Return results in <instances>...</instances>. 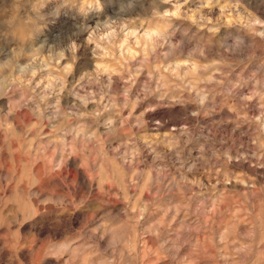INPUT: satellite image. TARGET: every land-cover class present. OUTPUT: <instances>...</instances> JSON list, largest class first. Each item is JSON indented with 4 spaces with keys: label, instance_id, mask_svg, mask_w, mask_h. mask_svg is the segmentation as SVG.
I'll list each match as a JSON object with an SVG mask.
<instances>
[{
    "label": "clouds",
    "instance_id": "clouds-1",
    "mask_svg": "<svg viewBox=\"0 0 264 264\" xmlns=\"http://www.w3.org/2000/svg\"><path fill=\"white\" fill-rule=\"evenodd\" d=\"M182 8L0 4V264H264V205L245 207L239 232L221 227L206 250L161 240L170 225L139 194L137 141L158 142L145 135L148 111L163 107L187 132L186 121L219 119L227 107L264 133V0ZM249 105L257 114L241 115ZM252 143L264 157V139ZM234 179L256 190L254 178Z\"/></svg>",
    "mask_w": 264,
    "mask_h": 264
},
{
    "label": "rangeland",
    "instance_id": "rangeland-1",
    "mask_svg": "<svg viewBox=\"0 0 264 264\" xmlns=\"http://www.w3.org/2000/svg\"><path fill=\"white\" fill-rule=\"evenodd\" d=\"M177 2L183 5L182 11H187L197 8L201 0ZM3 3L5 0H0V4ZM119 88L120 84L114 83L113 90ZM234 102L229 101L230 104ZM153 104L154 100L142 104L137 111ZM256 114L257 109L253 105L241 113L248 116ZM124 115H127L126 111ZM145 120V135L158 142L137 141L140 156L135 179L146 186V190L139 194L151 202L153 216L170 225L162 232L161 240L180 237L184 241H192L194 248L204 246L207 250L208 238L216 237L221 227L231 226L239 232L240 224L245 220V207L259 208L264 205V168L259 167L264 164V157L258 159L253 155L257 149L252 143L258 134L264 139V133H258L256 125L238 120L227 107L222 110L219 119L186 121L189 124L187 132L181 127L184 121L163 107L148 111ZM224 152L233 157L230 162L226 163ZM241 154L243 156L236 159ZM225 174L232 180L231 184L223 183ZM238 176L245 180L254 178L256 190H249L234 179ZM217 180L221 183L213 188ZM243 192H248V200L241 207ZM6 194L10 195L11 189ZM213 255L212 251H208L209 257ZM164 264L173 262L168 260ZM205 264L217 262L208 259Z\"/></svg>",
    "mask_w": 264,
    "mask_h": 264
}]
</instances>
